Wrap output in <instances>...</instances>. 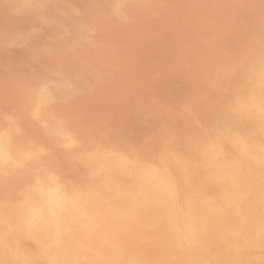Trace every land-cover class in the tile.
<instances>
[{
  "label": "rangeland",
  "instance_id": "rangeland-1",
  "mask_svg": "<svg viewBox=\"0 0 264 264\" xmlns=\"http://www.w3.org/2000/svg\"><path fill=\"white\" fill-rule=\"evenodd\" d=\"M67 1L0 0V143L9 149L13 163V166L0 163V219L13 220L39 203L47 182L56 187L60 185L57 188L70 199L84 201L112 180L124 189L131 180L143 179L150 171L180 179L176 158L197 162V157L193 158L194 150H209L231 134L236 141H246L248 144H244L249 149L260 142L256 129L255 133L254 129L247 132L244 112L253 104V90L264 86V50L260 51V47L264 49V0ZM204 107H209L208 111ZM234 117L239 120L234 121ZM201 124H205L203 128ZM191 125L195 127L189 128ZM187 129L192 132L184 131ZM226 154L228 158L229 152ZM39 177L45 183L41 184Z\"/></svg>",
  "mask_w": 264,
  "mask_h": 264
},
{
  "label": "bare ground",
  "instance_id": "bare-ground-1",
  "mask_svg": "<svg viewBox=\"0 0 264 264\" xmlns=\"http://www.w3.org/2000/svg\"><path fill=\"white\" fill-rule=\"evenodd\" d=\"M117 1H120V0H117ZM67 2H69V0ZM72 3H74V2H72ZM118 3L120 4V2H118ZM47 5H49V4H47ZM133 5L134 4H132V6ZM139 6H140V4L138 5V7ZM86 8H87V6H86ZM9 15H11V14H9ZM85 15H87V14H85ZM82 20H83V18H82ZM85 23H88V22H85ZM250 25H251V23H250ZM90 26H92V25L90 24ZM227 29L230 30L231 28L227 27ZM13 30L15 32V29H13ZM223 31H225V30H223ZM252 33H253V31H252ZM233 34H234V32H233ZM244 34L245 33H243V35ZM256 34H257V32H256ZM235 38H237V37L235 36ZM256 39H257V36H256ZM72 40H74V39H72ZM220 41H221V39H220ZM255 43H256V41H255ZM64 44H65V42H64ZM245 46H246V44H245ZM215 48H216V46H215ZM222 48H224V47H222ZM64 49H66V48H64ZM80 49H81V47H80ZM260 49H259L260 51L264 50L261 47H260ZM256 50H258V48ZM77 51H79V50H77ZM227 51L229 52V50H227ZM61 53H62V51H61ZM231 53H233V52H231ZM57 54H58V52H57ZM214 56H215V54H214ZM224 56H227V55H224ZM236 56H238V55L236 54ZM238 57H240V56H238ZM251 59H252V57H251ZM256 59L258 60V58H256ZM256 59H255V62L257 64L258 61ZM246 60H247V58H246ZM251 62H253V61H251ZM212 65H215V64H212ZM243 65H245V64H243ZM250 65H252V64L250 63ZM207 66H209V65H207ZM239 67H241V65ZM212 69H214V68H212ZM247 69H248V67H247ZM203 70H206V68ZM221 71H223V70H221ZM240 72L241 71H239V73ZM50 74H52V73H50ZM50 74H49V76H51ZM212 74H213V72H212ZM240 74L243 75L242 73H240ZM248 74L251 75L249 72H248ZM238 76H237V78H238ZM210 77H211V75H210ZM223 77H224V75H223ZM208 79H209V77H208ZM243 79H245V77ZM206 80H207V78H206ZM250 80H251V78H250ZM204 81L205 80L203 79V81H201V82H204ZM244 81H246V80H244ZM247 81L249 82V80H247ZM70 82H71V80H70ZM66 83H64V84H66ZM253 84L254 83H252V85ZM219 85H220V83H219ZM252 85L250 87H252ZM203 86H200V87H203ZM233 86L235 87V85H233ZM197 88H198V86H197ZM26 89H28V88H26ZM29 89H31V88H29ZM224 89L225 88L223 87V90ZM206 90L208 91L209 89H206ZM214 90H217V89H214ZM233 90H234V88H233ZM247 90H249V89H247ZM27 92H26V95L28 94ZM253 92L255 95V99L252 100L253 104H252V106H251V104H249L250 108L244 112V117H245L244 121L247 122V127H246V125L244 126L242 124H241V126L248 128L247 132L250 129L251 130L254 129L253 132L255 133L256 132L255 129H256L260 133L261 140L256 146L254 145V148L252 147L251 149H249L250 147L248 145H247V147H249V148H247L246 144H248V143L246 141L238 140V139H237L238 141H236L235 137H231V135H232L231 133H230L231 135L228 138H226L228 135L225 134L224 137L226 139H223L224 137H222L221 139H223V141L219 140L220 142H218V144L216 146H214L213 148H211L209 150H208V148L207 149L201 148V150H197V151L194 150V152H196V153L194 154L193 158L197 157V158H195L196 160H198L197 162L194 160H190L188 158L181 160V161H180V159L176 158L175 159V167L179 171V174L181 177L180 179H175L173 176L171 177V174L159 175V173H155V172L150 171V172L146 173V176L143 179L136 177L135 179L131 180L129 186L128 187L126 186L124 189H120L117 181L114 182L112 180L111 183H109L103 187L102 186L99 187V190L96 194L89 196L84 201L70 199L69 197L66 196L65 193H63L59 190L60 185L57 186V187H59V188H57L56 186L52 185L51 182H47L48 185L46 184L47 188L45 190V195L39 203H37L35 205L33 204L32 208L27 209L24 213L17 214L13 220H8L6 218L0 219V264H264V86L263 85H261L259 87L257 86L256 90L254 89ZM211 93H213V92L211 91ZM70 94H69V96H70ZM236 94L238 95V93H236ZM211 95L213 96V94H210V96ZM217 95H219V94H217ZM217 95H214V96H217ZM245 95H246V93H245ZM248 95H251V94H248ZM248 95H247V97H248ZM61 96L63 97V95H61ZM206 97H209V96H206ZM247 97H244V98H247ZM213 99L215 100V98H213ZM224 99H226V98H224ZM239 99H241V98H239ZM218 101H220V100H218ZM221 101H222V99H221ZM207 102H208V98H207ZM11 103H14V102L11 101ZM209 103H210L209 105H212V102H209ZM218 104H220V103H218ZM20 105H21V103H20ZM60 105H63V104H60ZM192 106H191V108H192ZM203 106H202V110H203ZM205 106H206V104H205ZM209 107H208V109H209ZM225 107H227V106H225ZM58 108H59V106H58ZM183 109H184V107H183ZM205 109H207V108H205ZM208 109H207V111H208ZM200 111L201 110H199V112ZM227 111H229V110H227ZM227 111H226V116H227ZM190 112H192V110H190ZM216 113L213 112V114H215V115H216ZM58 114H59V112H58ZM237 114H238V112H237ZM172 115H170V116H172ZM209 117H207V118H209ZM187 118H188V115H187ZM207 118H206V120H207ZM59 119H61V118H59ZM73 119H72V121H73ZM180 119L181 118H179V120ZM196 119H199V118H196ZM235 119L236 118L234 117V121L239 120V119H237V120H235ZM77 120H79V119H77ZM210 120H213V119H210ZM214 120H216V119H214ZM220 120H219V122H220ZM24 121L26 122V120H24ZM61 121H63V120L61 119ZM207 121L209 122V120H207ZM66 122H67V120H66ZM176 122H175V124H176ZM208 122H205V123H208ZM221 122H223V121H221ZM178 123H180V122H178ZM197 123H199V122H197ZM229 123H227V124H229ZM17 124H18V122H17ZM22 124H24V123H22ZM26 124H28V123H26ZM92 124H94V123H92ZM182 124H184V126H185V123H182ZM238 124L239 123H237V125ZM13 125H14V123H13ZM188 125H186V127H188ZM204 125L201 124V127ZM220 125H223V124H220ZM220 125H219V128H220ZM235 125H236V123H235ZM82 126H83V124H82ZM172 126L173 125H171V127ZM181 126L182 125H180V127ZM192 126L193 125H191L189 128H191ZM195 126H196V124H195ZM195 126H193V127H195ZM164 127H166V126H164ZM186 127H185V129H186ZM224 127L226 128L225 125H224ZM227 127H228V125H227ZM69 128H71V127H69ZM69 128H66V129H69ZM161 128H163V127H161ZM175 128H177V127L175 126ZM175 128H174V130H175ZM84 129H83L82 133H84ZM178 130H179V127H178ZM191 130L189 129V131H191ZM33 131H34V129H33ZM176 131H177V129H176ZM179 131H181V130H179ZM179 131H177V132L179 133ZM184 131H188V129L184 130ZM207 131H209V130H207ZM211 131H212V129H211ZM2 132H4V131H2ZM68 132H70V131L68 130ZM162 132H163V130H162ZM203 132H205V130ZM203 132H201V133L203 134ZM197 133H198V131H197ZM242 134H244V133H242ZM249 134H250V132H249ZM183 136H184V134H183ZM211 136H214V135H210V137ZM235 136H236V134H235ZM20 137H21V135H20ZM38 137H40V136H38ZM42 137H44V135H42ZM48 137H49V135H48ZM67 137H68V135H67ZM113 137H115V136H113ZM190 137H192V136H190ZM198 137H200V136H198ZM239 137H242V136H239ZM250 137H252V136L250 135ZM254 137H256V136H254ZM257 137H259V136H257ZM184 138H186V137L184 136ZM243 138H246V137L243 136L241 139H243ZM157 139H159V138H157ZM256 139H254V140H256ZM25 141H26V139H25ZM114 142H116V141H114ZM176 142H177V140H176ZM244 142L246 144H244ZM14 143H17L16 140ZM181 143H183V142H181ZM199 143L200 142H198V144ZM203 143L205 144V142H203ZM1 144L2 143H0V163H2L3 165L7 164V165L11 166V163H12L11 157L12 156L10 157L9 153L7 152L9 149L6 150L5 149L6 147L4 148V146H2L3 144L2 145ZM171 144L173 145L174 143L171 142ZM42 145H43V142H42ZM79 145H80V143H79ZM191 145H193V144H191ZM151 146H152V144H151ZM193 146H195V142H194ZM201 146L203 147L204 145L201 144ZM201 146H199V148ZM228 146H230L231 148H229ZM250 146H253V145H250ZM150 147L148 146V148H150ZM187 147L192 148V146H189V145ZM46 148H47V146H46ZM152 150L155 151L156 149H152ZM160 150H162V149H160ZM127 151H128V149H127ZM157 151H158V149H157ZM141 152L139 154H141ZM172 152H173V150H172ZM227 152H229L228 158H227V154H226ZM154 154L156 155V153H154ZM35 155H36V153H35ZM112 156H114V155H112ZM141 156H143V155H141ZM135 157H137V156H135ZM198 157H199V159H198ZM155 158H157V157H155ZM149 159H150V157H149ZM129 161H130V159H129ZM140 161H138V162H140ZM71 162H72V160H71ZM14 164L16 166L19 165V163H14ZM32 164H33V161H32ZM41 164H42V162H41ZM127 164L130 165V162ZM160 165L162 166V164H160ZM12 166H13V163H12ZM38 166H40V163L38 164ZM137 166H140V165H137ZM143 166H144V164H143ZM151 167H149V168H151ZM9 170H10V168H9ZM156 170H158V169H156ZM18 171L20 172L19 169H18ZM169 172H170V169H169ZM52 173L49 172V174H52ZM165 174H166V172H165ZM41 175H42V173H41ZM10 176H11V174H10ZM45 176H42V177H45ZM176 176H177V174H176ZM33 177H34V175H33ZM42 177H39V181L41 184L43 182L45 183V181H43ZM33 181H35V180H33ZM55 181H56V179H55ZM21 182H23V181L21 180ZM12 183L15 184V182H12ZM0 184H1V182H0ZM4 188H6V187H4ZM37 189H39V188H37ZM3 193H4V190H3ZM23 194H24V192H23ZM16 196H15V198H16ZM12 198H13V196H12ZM21 199H22V197H21ZM13 201L15 202L16 200H13Z\"/></svg>",
  "mask_w": 264,
  "mask_h": 264
}]
</instances>
